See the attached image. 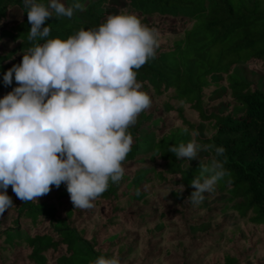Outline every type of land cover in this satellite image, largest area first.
<instances>
[{
    "label": "trees",
    "instance_id": "16d2710c",
    "mask_svg": "<svg viewBox=\"0 0 264 264\" xmlns=\"http://www.w3.org/2000/svg\"><path fill=\"white\" fill-rule=\"evenodd\" d=\"M60 2L86 10L69 19L49 9L48 38L98 28L121 10L158 30L155 58L136 70L152 105L128 130L134 142L122 180L110 182L92 209H74L64 184L26 203L9 186L14 207L0 216V264H92L113 255L121 264H264V90L236 72L239 65L256 66L264 77V0ZM0 22L3 98L18 86L14 79L4 86L3 74L43 41H28L22 0H0ZM193 140L201 146L196 159L177 160L168 151ZM215 147L224 156L216 157ZM225 156L227 175L201 203L188 202L200 161ZM225 192L245 200L234 205L245 210L234 235L220 207ZM204 224L209 228L195 229Z\"/></svg>",
    "mask_w": 264,
    "mask_h": 264
},
{
    "label": "clouds",
    "instance_id": "9594fccd",
    "mask_svg": "<svg viewBox=\"0 0 264 264\" xmlns=\"http://www.w3.org/2000/svg\"><path fill=\"white\" fill-rule=\"evenodd\" d=\"M22 2L31 25L28 41L43 42L33 43L21 63L3 74L4 86L13 79L18 86L0 98V216L14 207L9 186L26 203L64 184L74 209L89 210L125 174L122 164L134 142L128 130L152 105L136 70L155 58L159 32L121 10L98 28H81L66 40L48 38L51 29L43 25L52 17L49 9L70 19L85 7L79 2L66 7L60 0L47 6ZM200 150L193 140L168 151L177 160H192ZM215 153L224 156L225 149L215 147ZM226 162V156L200 161V174L190 183L195 191L186 200L201 203L227 175ZM184 190L183 183L177 185L180 194ZM92 264L121 260L100 256Z\"/></svg>",
    "mask_w": 264,
    "mask_h": 264
},
{
    "label": "rangeland",
    "instance_id": "374dc122",
    "mask_svg": "<svg viewBox=\"0 0 264 264\" xmlns=\"http://www.w3.org/2000/svg\"><path fill=\"white\" fill-rule=\"evenodd\" d=\"M14 45H10L13 47ZM237 74L242 77L243 79L249 81H255L258 83L259 87L264 90V77L263 72L259 70L256 66H249V65H239L236 68ZM224 198L227 200L221 204V210L223 213V219L228 222V228H230V234L234 235L237 233L236 224L239 220H241L240 214L243 213L245 210L243 208H239V210L234 208L235 203L239 202V205H243L245 203L244 198L237 195L235 198H232V195L228 192L224 193ZM253 215V211L250 210L247 212L246 216L250 217ZM209 228V224L199 225L195 229L198 230H206Z\"/></svg>",
    "mask_w": 264,
    "mask_h": 264
}]
</instances>
